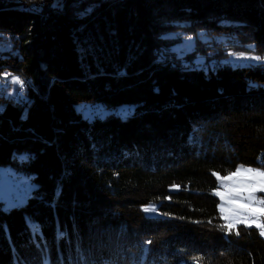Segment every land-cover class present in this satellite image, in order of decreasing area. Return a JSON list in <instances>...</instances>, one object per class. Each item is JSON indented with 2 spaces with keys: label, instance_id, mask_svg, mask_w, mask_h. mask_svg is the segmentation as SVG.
<instances>
[{
  "label": "trees",
  "instance_id": "1",
  "mask_svg": "<svg viewBox=\"0 0 264 264\" xmlns=\"http://www.w3.org/2000/svg\"><path fill=\"white\" fill-rule=\"evenodd\" d=\"M240 165L264 169V0H0V167L34 187L0 202V264H264L223 227Z\"/></svg>",
  "mask_w": 264,
  "mask_h": 264
},
{
  "label": "snow or ice",
  "instance_id": "2",
  "mask_svg": "<svg viewBox=\"0 0 264 264\" xmlns=\"http://www.w3.org/2000/svg\"><path fill=\"white\" fill-rule=\"evenodd\" d=\"M255 59L261 58L255 57ZM13 82L20 84L21 87L23 86V81L18 77L14 78ZM213 175L217 177L218 181H221L222 187L226 186L230 189L229 193H222L217 190L215 194L220 196L222 201L227 195L229 197L227 203L236 206L229 209L233 214L234 222H230L223 227L227 228L228 231H232L237 224H244L249 227L255 226L260 230V235L264 236V221L261 220L264 217V198H258L255 195L257 192L264 193V170L240 165L235 171L229 172L228 175L220 176L219 173H213ZM224 181H231L232 183L224 185ZM244 193H247V195H244ZM219 207L223 212V204ZM224 219L229 218L225 216ZM197 264H199L198 261Z\"/></svg>",
  "mask_w": 264,
  "mask_h": 264
},
{
  "label": "rangeland",
  "instance_id": "3",
  "mask_svg": "<svg viewBox=\"0 0 264 264\" xmlns=\"http://www.w3.org/2000/svg\"><path fill=\"white\" fill-rule=\"evenodd\" d=\"M37 5H41V1H38ZM192 45H193L192 40L188 38L185 39L183 45L178 46L177 48L184 51L188 48H191ZM255 57L256 56H253L252 54L235 53L230 56L229 60L234 64L236 63L247 64L250 61H257L258 59H255ZM82 108L85 116L88 117L90 120L96 117L103 118L110 113L126 116L132 111V108L128 106H123L115 109H108L100 104H86ZM245 167H249V166H245ZM219 182H220V189L218 190L222 193H229L230 189L226 186L222 187L221 181ZM231 183H232L231 181L223 182L224 185H230ZM33 188L34 187L30 184L27 178L18 177L16 173L10 168L0 167V202L4 204V207L9 209L15 206H20L25 204ZM175 189L176 188H173L172 190ZM244 195H247V193H244ZM255 195L258 198H264V193L257 192ZM218 197L220 199V205L223 204V208H224V211L222 212L223 216L224 217L227 216L229 218L227 219L228 223L234 222L233 214L231 211H229V209L235 208L236 206L227 203V200L229 198L227 195L225 196L224 201L221 200L220 196ZM153 208L157 212L156 203L150 204L149 207L146 208L149 209L146 211L148 215H153V216L157 215V213L153 211L154 210ZM261 220L264 221V217H262Z\"/></svg>",
  "mask_w": 264,
  "mask_h": 264
}]
</instances>
